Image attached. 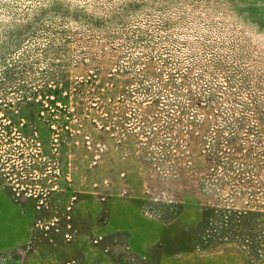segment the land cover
<instances>
[{
  "label": "rangeland",
  "instance_id": "374dc122",
  "mask_svg": "<svg viewBox=\"0 0 264 264\" xmlns=\"http://www.w3.org/2000/svg\"><path fill=\"white\" fill-rule=\"evenodd\" d=\"M4 35L0 264H264L211 176L219 138L264 139V0H0Z\"/></svg>",
  "mask_w": 264,
  "mask_h": 264
},
{
  "label": "trees",
  "instance_id": "16d2710c",
  "mask_svg": "<svg viewBox=\"0 0 264 264\" xmlns=\"http://www.w3.org/2000/svg\"><path fill=\"white\" fill-rule=\"evenodd\" d=\"M124 9L121 11V13L117 14V23H119V20H122L124 18L123 14L125 13V11H127ZM63 10L64 9L62 8V6L58 5L57 3L49 4L48 6L41 7V9L37 12L39 13L38 16L40 17L35 20H40L47 16H58L59 13H62L64 16L70 14ZM75 13L82 14L80 19H82V21H86V23H90L92 27L96 26L99 28L101 23V26L103 27L106 25V21L95 19L82 10L76 11ZM29 28V26L25 27V31L22 30L21 33L27 34V32H30ZM3 37V41L0 42V53L4 52L5 54L7 53V55L10 53V49H13V47L16 46L23 45L25 41V39L23 38L19 43L20 38L18 36L16 39H14L13 36L10 37L4 35ZM11 71L13 70H10V74ZM4 75L6 77L8 76L7 73H5ZM9 77L11 76L9 75ZM208 102L209 104H215L212 99ZM234 103L239 104V102L237 101H234ZM239 107H241L242 109L245 108L244 105H241ZM247 107L248 109L246 110H250L249 106ZM241 108H234L235 111L230 117L231 119L224 127L230 131V134L233 130H238L239 132L244 130L245 124L243 121H245V116H240V114L244 113L245 109L244 111L242 110V112L239 111ZM254 110V115L257 116L255 118L259 122L260 126L264 129V110H258V107H255ZM252 131L253 133L255 132V130ZM256 133L263 134V132ZM255 138H257V140L254 147L249 149L244 147L245 145L239 143L240 139L236 137V135L229 139L219 138L216 142L217 144L214 146L216 155L214 156V160H211H213V162L215 163L216 170H214L215 173L211 174V176L215 177L214 179H216L218 182H221L220 188H222V190L223 188L231 186V189H233L232 192H234L233 195H235V199L237 200V204L232 206L233 208H225L222 211H218V214L220 217H222V220L230 225H264V211H262V207L260 205L261 201L260 199H258L260 197V193L264 194V148H262L264 139L263 135H255ZM223 141L227 142L226 149H229L231 147L233 152H223L221 146V144H223ZM256 148H259V150L255 152L254 150ZM220 153L222 154L219 155ZM206 171L208 173V167L203 171V174L205 176H207ZM247 195L248 197H253L249 202L256 203L255 207H250V209H248L243 206V202L247 200L245 199V196ZM250 248H256L257 253L260 252V257H264V243H261V245L258 246L251 245Z\"/></svg>",
  "mask_w": 264,
  "mask_h": 264
},
{
  "label": "snow or ice",
  "instance_id": "6c2138e0",
  "mask_svg": "<svg viewBox=\"0 0 264 264\" xmlns=\"http://www.w3.org/2000/svg\"><path fill=\"white\" fill-rule=\"evenodd\" d=\"M85 2H87V0H85Z\"/></svg>",
  "mask_w": 264,
  "mask_h": 264
}]
</instances>
